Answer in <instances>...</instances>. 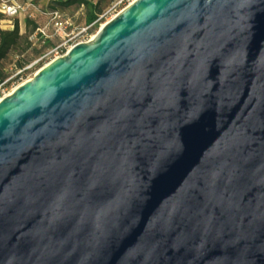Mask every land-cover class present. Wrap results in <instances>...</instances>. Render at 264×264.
Wrapping results in <instances>:
<instances>
[{
  "label": "water",
  "instance_id": "obj_1",
  "mask_svg": "<svg viewBox=\"0 0 264 264\" xmlns=\"http://www.w3.org/2000/svg\"><path fill=\"white\" fill-rule=\"evenodd\" d=\"M0 264H264V0H133L2 96Z\"/></svg>",
  "mask_w": 264,
  "mask_h": 264
},
{
  "label": "built area",
  "instance_id": "obj_2",
  "mask_svg": "<svg viewBox=\"0 0 264 264\" xmlns=\"http://www.w3.org/2000/svg\"><path fill=\"white\" fill-rule=\"evenodd\" d=\"M132 1L133 0H112L100 17L108 13L113 17ZM1 6L4 13L8 16H14L25 9H35L38 14L43 17V20L37 24L35 29L27 33V39L29 41V46L27 48L32 49V47L36 45L37 51L35 52L38 53L37 57L28 65L24 66V61H21V66H18L16 62V66H23L19 70L30 67L40 61H43L44 65L53 58L64 55L76 43L87 41L93 36L89 28L95 21L87 25H76L71 16H68L64 11L59 9L37 7L33 1L18 2L14 0H2ZM9 78L10 77H7L2 80L0 85L7 82ZM0 94H3L2 96L6 95V93L3 92Z\"/></svg>",
  "mask_w": 264,
  "mask_h": 264
},
{
  "label": "rangeland",
  "instance_id": "obj_3",
  "mask_svg": "<svg viewBox=\"0 0 264 264\" xmlns=\"http://www.w3.org/2000/svg\"><path fill=\"white\" fill-rule=\"evenodd\" d=\"M18 2H27V1H33L37 7H43L47 8V2L48 0H14ZM98 0H92L93 3H96ZM112 0L104 4V1H102L100 5V12L98 13L97 18L94 20L95 22L93 25L90 26V32L92 34H95L98 29L100 28L101 24H103L105 21L110 19L111 15L105 14L100 17V15L106 10L108 5L111 3ZM2 0H0V28L2 29H11L13 26V23L17 21L18 27H19V33L24 34L27 33L28 29L26 28L25 21L27 18H29L34 24H37L43 20V17L40 16L35 9H25L24 11H21L17 13L14 16H8L4 13L3 8L1 6ZM64 12L71 16L74 20V23L76 25H87L85 18V12L86 7H79L76 4H72L67 7H62ZM29 16V17H28ZM100 17V18H99ZM34 30V29H33ZM31 30V31H33ZM30 31V32H31ZM32 47V49L26 48L24 51H20L19 48L12 49L8 55L0 61V76L4 75L0 82L7 77H10L7 82L0 85V93H8L11 91L14 87H16L18 84H20L22 81L31 78L36 71L43 66V61H40L30 67H26L25 69H21L24 65H28L35 57H37V54L35 51H37V48ZM21 47V45H20ZM40 53V52H39ZM17 61H24L22 67L16 66ZM15 66V67H14ZM20 71V72H18ZM1 78V77H0ZM3 94H0V97Z\"/></svg>",
  "mask_w": 264,
  "mask_h": 264
},
{
  "label": "trees",
  "instance_id": "obj_4",
  "mask_svg": "<svg viewBox=\"0 0 264 264\" xmlns=\"http://www.w3.org/2000/svg\"><path fill=\"white\" fill-rule=\"evenodd\" d=\"M104 1V4L110 0H98L96 3H93L92 0H48L46 9H59L64 11L62 7H67L72 4H76L79 7H86L85 18L86 22L89 24L94 21L98 13L100 12V3ZM112 2V1H111ZM43 8V7H42ZM27 31L35 29L36 24H34L29 18L25 21ZM27 32V33H28ZM27 33H19V27L17 21L13 23L11 29H2L0 28V61H2L8 53L14 49L19 48L20 51H24L29 46V41L27 39ZM21 45V47H20ZM17 65L21 66V61H17ZM0 80L5 77L4 75L0 76Z\"/></svg>",
  "mask_w": 264,
  "mask_h": 264
},
{
  "label": "bare ground",
  "instance_id": "obj_5",
  "mask_svg": "<svg viewBox=\"0 0 264 264\" xmlns=\"http://www.w3.org/2000/svg\"><path fill=\"white\" fill-rule=\"evenodd\" d=\"M101 25H102V24H101ZM93 36H94V34H93ZM93 36H92V37H93ZM37 71H38V70H37ZM37 71H36V72H37ZM9 92H11V91H9ZM9 92H8V93H9ZM8 93H6V94H8ZM0 98H1V97H0Z\"/></svg>",
  "mask_w": 264,
  "mask_h": 264
}]
</instances>
